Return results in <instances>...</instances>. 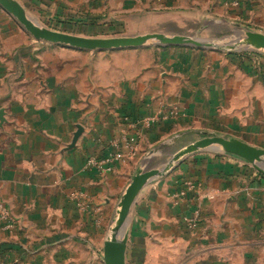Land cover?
Segmentation results:
<instances>
[{"label":"crops","instance_id":"0c3cea01","mask_svg":"<svg viewBox=\"0 0 264 264\" xmlns=\"http://www.w3.org/2000/svg\"><path fill=\"white\" fill-rule=\"evenodd\" d=\"M17 1L82 37L183 35L159 28L189 23L264 34V0ZM211 136L264 149L262 53L71 49L35 40L0 6V202L16 221L0 229V264H105L137 172ZM130 217L126 264H264V175L235 156L185 157Z\"/></svg>","mask_w":264,"mask_h":264},{"label":"water","instance_id":"95a60500","mask_svg":"<svg viewBox=\"0 0 264 264\" xmlns=\"http://www.w3.org/2000/svg\"><path fill=\"white\" fill-rule=\"evenodd\" d=\"M0 6L12 15L35 40L71 49L112 51L156 45L162 47L186 46L224 52H241L245 50L264 52V34L249 30L244 31L243 36H238V39L224 45H219L212 40H205L189 35H168L158 32L109 38L82 37L39 25L28 17L25 8L17 0H0ZM237 26L241 27L240 25ZM202 151L235 156L246 161L258 173L264 175V149L252 146L237 138H225L221 136L205 137L195 141L174 154L162 168L140 169L131 180L121 198L117 218L110 230V236L104 243L105 264H126L130 216L137 199L145 187L153 180L165 176L185 157Z\"/></svg>","mask_w":264,"mask_h":264},{"label":"rangeland","instance_id":"374dc122","mask_svg":"<svg viewBox=\"0 0 264 264\" xmlns=\"http://www.w3.org/2000/svg\"><path fill=\"white\" fill-rule=\"evenodd\" d=\"M205 25L207 27H205ZM205 25L202 23H197V24L189 23L185 26L184 29H178L175 26V24H168L166 26H162L161 28H159V30L161 32H170L172 34L180 32L179 34L189 35L197 38H202L205 40H212L219 45H224L226 43L238 39V36L240 37L244 35V31H239L233 28V26L228 24L215 26L213 23H206ZM94 38H109V37L106 35H101V37H94ZM241 52H246V50ZM258 52L264 55V52L261 51Z\"/></svg>","mask_w":264,"mask_h":264},{"label":"built area","instance_id":"2783aa9c","mask_svg":"<svg viewBox=\"0 0 264 264\" xmlns=\"http://www.w3.org/2000/svg\"><path fill=\"white\" fill-rule=\"evenodd\" d=\"M92 164H99L96 161H92ZM197 219V218H196ZM196 219H193L192 224L195 223ZM16 221L11 213L10 209L5 206L4 203L0 202V229L5 231H11Z\"/></svg>","mask_w":264,"mask_h":264}]
</instances>
